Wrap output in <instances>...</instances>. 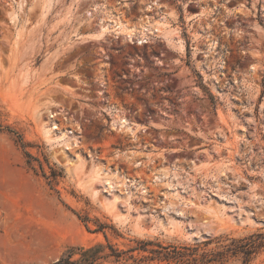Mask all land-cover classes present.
<instances>
[{"label": "rangeland", "instance_id": "rangeland-1", "mask_svg": "<svg viewBox=\"0 0 264 264\" xmlns=\"http://www.w3.org/2000/svg\"><path fill=\"white\" fill-rule=\"evenodd\" d=\"M0 126V264L253 234L264 0H0Z\"/></svg>", "mask_w": 264, "mask_h": 264}, {"label": "trees", "instance_id": "trees-1", "mask_svg": "<svg viewBox=\"0 0 264 264\" xmlns=\"http://www.w3.org/2000/svg\"><path fill=\"white\" fill-rule=\"evenodd\" d=\"M6 130L14 133L21 145L24 143L21 136L9 127L0 126V131ZM28 158L33 159L28 153ZM42 169V166H40ZM45 176V173H43ZM57 174L52 170L51 175L46 177L52 183L56 179ZM88 220L87 218L83 219ZM95 231L102 232L104 242L96 243L92 246H74L69 247L57 259L47 264H150L151 262L166 261L169 264H224L231 259H237L241 264H249L252 259L264 253V226L257 232L235 239H218L216 242H225L220 245L217 251L206 252L200 245H208L212 240L204 241L200 244H195L194 247L188 246H162L150 241H135L133 247L126 250H119L108 240L106 230L112 227L97 223ZM146 254L136 256L134 254Z\"/></svg>", "mask_w": 264, "mask_h": 264}, {"label": "bare ground", "instance_id": "bare-ground-1", "mask_svg": "<svg viewBox=\"0 0 264 264\" xmlns=\"http://www.w3.org/2000/svg\"><path fill=\"white\" fill-rule=\"evenodd\" d=\"M118 26H119L120 29H122V27H123L122 24H118ZM119 125H120L121 127H127V122H126V120H119ZM127 128L129 129V127H127ZM157 180H158V181L160 180V178H159L158 175H157V177H155L154 182L157 181ZM93 193H95V192H93Z\"/></svg>", "mask_w": 264, "mask_h": 264}]
</instances>
